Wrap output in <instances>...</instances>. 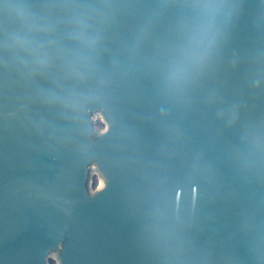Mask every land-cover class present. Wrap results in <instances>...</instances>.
Here are the masks:
<instances>
[{"label": "water", "instance_id": "95a60500", "mask_svg": "<svg viewBox=\"0 0 264 264\" xmlns=\"http://www.w3.org/2000/svg\"><path fill=\"white\" fill-rule=\"evenodd\" d=\"M53 252L264 264V0H0V264Z\"/></svg>", "mask_w": 264, "mask_h": 264}, {"label": "rangeland", "instance_id": "374dc122", "mask_svg": "<svg viewBox=\"0 0 264 264\" xmlns=\"http://www.w3.org/2000/svg\"><path fill=\"white\" fill-rule=\"evenodd\" d=\"M94 128L97 133H101L107 129L108 124L104 121V114L102 110L94 112ZM92 173L89 175V189L91 193H95L97 189H100L99 187L100 182L104 181V176L101 172L100 166L97 163V161L91 163L90 165ZM58 252L51 253V257L48 259L47 264H60L59 258H58Z\"/></svg>", "mask_w": 264, "mask_h": 264}, {"label": "bare ground", "instance_id": "6f19581e", "mask_svg": "<svg viewBox=\"0 0 264 264\" xmlns=\"http://www.w3.org/2000/svg\"><path fill=\"white\" fill-rule=\"evenodd\" d=\"M104 186H105L104 181H101L99 187L103 188Z\"/></svg>", "mask_w": 264, "mask_h": 264}]
</instances>
